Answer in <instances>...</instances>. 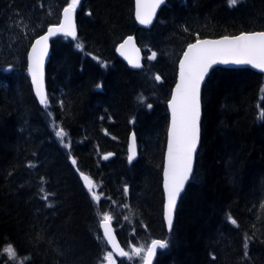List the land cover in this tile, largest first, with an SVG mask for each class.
<instances>
[{"label":"trees","instance_id":"16d2710c","mask_svg":"<svg viewBox=\"0 0 264 264\" xmlns=\"http://www.w3.org/2000/svg\"><path fill=\"white\" fill-rule=\"evenodd\" d=\"M68 2L0 0V264H103L108 247L99 221L106 212L129 251L153 237L169 241L154 264H264L262 74L216 68L206 80L196 166L170 233L161 189L166 101L181 52L196 36L261 29L264 0L233 7L228 0H167L150 29L136 26L133 0H81L77 37L52 41L50 107L43 108L26 75V53ZM130 33L144 51L140 70L115 50ZM50 111L68 146L53 135ZM131 131L139 151L130 163ZM81 173L98 186L99 201ZM9 244L15 260L3 252Z\"/></svg>","mask_w":264,"mask_h":264},{"label":"snow or ice","instance_id":"6c2138e0","mask_svg":"<svg viewBox=\"0 0 264 264\" xmlns=\"http://www.w3.org/2000/svg\"><path fill=\"white\" fill-rule=\"evenodd\" d=\"M81 0H70L67 6L63 8V18L58 24L50 26L47 33L32 44L31 51L28 54V72L31 75L32 85L39 103L48 106L49 99L44 88V57L48 51V39L51 36L62 34L67 37L76 38V25L74 15ZM165 0H136L135 18L141 25H150L156 15L157 9L164 4ZM239 0H228L230 7L235 6ZM89 15L91 13H88ZM127 45H133V38L129 36L117 49L124 54ZM81 48V44L76 45ZM136 56L129 58L128 63L133 67L140 68L141 61L139 50L136 49ZM153 52L149 60L156 58ZM180 78L172 92L171 100L168 102V108L171 111V122L167 129V154L164 164V192L166 202L164 204V220L167 223L169 231L173 227L174 210L177 206L178 198L185 188L193 173L194 154L200 139V88L205 74L212 65L216 63H234L248 64L254 68L264 71V31L241 33L236 36H224L218 40L196 39L195 43L189 44L180 59ZM156 81H160L159 75L155 76ZM101 87V85H97ZM141 101L144 97H139ZM151 107V105H148ZM261 118H264V111L261 112ZM55 135L61 138L66 135L62 128H59ZM111 154L104 156L107 159ZM137 155L136 138L133 135L128 145V161L131 163ZM73 165L76 161H72ZM81 178L87 187L91 198L94 201L100 200V195L94 191L98 186L95 182L81 173ZM124 193L127 195L128 188L125 186ZM47 199V195L44 197ZM127 208V205H124ZM128 219L127 216L124 217ZM227 219L235 225L237 222L230 215ZM113 216L107 212L103 214L100 220V227L103 229V239L107 245H111L112 250L105 253L103 261L106 264H116L113 258L114 253L120 257H129V252L125 251L117 241L112 227ZM167 240H152L146 248H131V255L142 257L143 264H153V258L158 249L168 247ZM248 239H245L244 248L247 256ZM9 260H15L17 253L14 247L9 244L3 249Z\"/></svg>","mask_w":264,"mask_h":264},{"label":"water","instance_id":"95a60500","mask_svg":"<svg viewBox=\"0 0 264 264\" xmlns=\"http://www.w3.org/2000/svg\"><path fill=\"white\" fill-rule=\"evenodd\" d=\"M160 7H161V6H160ZM160 7H159V8H160ZM159 8H158L157 11H156V15H157V12H158ZM135 10H136V0H134V18H135ZM156 15L154 16L153 21H154ZM62 18H63V11H62ZM135 20H136V18H135ZM153 21H152V23H153ZM74 22H75V18H74ZM136 23H137L138 26H140V27H145V28L150 27L151 24H152V23H151L150 25H147V26H145V25H141L137 20H136ZM51 26H52V25H51ZM49 27H50V26H49ZM49 27H48V28H49ZM48 28L46 29V31H45L44 33H42L40 36H38V37L32 42V44L35 43V41H36L37 39H39V37L45 35V34L47 33ZM257 32H260V31H257ZM242 33H246V32H242ZM248 33H249V32H248ZM240 34H241V33H240ZM57 35H62V34H57ZM57 35H55V36H57ZM238 35H239V34H238ZM55 36H51V37H49V39H48V51H47V54H46L45 57H44V88H45V67H46V63H47V61H48V57H49V54H50V40H51L53 37H55ZM129 36H131V37L133 38V44H134V47H133V45H127V46L125 47V49H124V54H123V55L121 54L120 51H117V52H118V54L122 57V59L128 64V66H129L130 68H132V69H139V68H136V67H133L132 65H130V64L128 63V59L126 58V57L134 58V57L136 56V54H137V53H136V49H138V50H139L140 61H141V58H142L141 50H140V48L138 47V45H137V43H136V40H135L134 35H128V36H126L122 41L119 42V44H118V46H117V49L119 48V46H120V45H121V44H122V43H123L128 37H129ZM225 36H226V35H225ZM235 36H236V35H235ZM222 37H224V36H221V37H219V38H215V39H214V38L205 37V38H203V39H201V40H205V39H207V40H218V39H221ZM230 37H231V36H230ZM193 43H195V42H193ZM32 44H31V46H30V48H29V50H28V54H29V52L31 51ZM191 44H192V43H191ZM188 45H189V44H188ZM188 45H187V46H188ZM186 50H187V47L185 48L184 51H186ZM183 53H184V52H183ZM183 53H182L181 58L183 57ZM28 54H27V68H28ZM181 58H180V59H181ZM180 59H179V62H180ZM179 62H178V65H177L176 81H175V83H174V85H173V88H172V90H171V95H170V97H169V99H168V102H169V100H171L172 92L175 90L176 84L178 83L179 78H180V63H179ZM141 65H142V62H141ZM216 65H219V66H222V67H227V68H250V69L255 70V71H257V72L264 73V71H261L260 69L254 68L252 65H248V64H234V63H227V64H224V63H216V64L212 65V67L209 69V71L205 74V78H204V80L201 82L200 98H201V92H202V84H203V82L205 81L206 77L208 76L209 72H210V71L212 70V68H213L214 66H216ZM141 67H142V66H141ZM141 67H140V68H141ZM29 77H30V82H31V86H32L33 93H34L35 97L37 98V100L39 101L38 97H37L36 94H35V89H34V87H33V85H32V79H31V75H30V74H29ZM45 92H46V88H45ZM168 102H167V107H168ZM200 106H201V102H200ZM168 110H169V123H168V127H169L170 122H171V111H170L169 108H168ZM200 121H201V116H200ZM168 127H167V129H168ZM133 135H134V133L131 132L130 135H129V137H128V145H129L130 138H131ZM136 145H137V143H136ZM199 145H200V139H199V143H198V146H197V151H198V147H199ZM197 151H196V153H197ZM196 153L194 154L193 171H194V168H195ZM166 154H167V134H166V141H165V150H164V155H163L162 182H161V186H162V190H163V196H164V200H163V210H164V204H165V202H166V197H165V192H164V175H163V173H164V164H165V161H166ZM136 157H137V155H136ZM136 157L134 158V160L136 159ZM192 174H193V173H192ZM188 182H189V181H188ZM188 182H186V184H185V188H184V190L181 192V194H180V196H179V198H178L177 205H178V203H179V201H180V198H181L183 192L185 191V189H186V187H187V185H188ZM176 209H177V206H176V208H175V210H174L173 225H174V220H175ZM163 219H164V215H163ZM164 223H165V228H166V230H167L168 232H170L169 229H168V226H167V223H166L165 220H164ZM172 228H173V227H172ZM102 230H103V229H102ZM171 230H172V229H171ZM114 234H115V233H114ZM115 236H116V235H115ZM116 238H117V237H116ZM156 240H159V239H156ZM117 241H118V240H117ZM118 243H119V242H118ZM109 246L111 247V245H109ZM155 256H156V255H155ZM154 258H155V257H154ZM154 258H153V260H154Z\"/></svg>","mask_w":264,"mask_h":264},{"label":"rangeland","instance_id":"374dc122","mask_svg":"<svg viewBox=\"0 0 264 264\" xmlns=\"http://www.w3.org/2000/svg\"><path fill=\"white\" fill-rule=\"evenodd\" d=\"M59 128H54V130H55V132L58 130ZM61 139V138H60ZM148 242V241H147ZM147 242H140V244H137V245H133V246H135V247H141V246H143V247H147ZM132 246V247H133ZM129 260H131V261H133V264H140L141 262H142V257H137V256H130L129 255ZM103 264H106V262H103Z\"/></svg>","mask_w":264,"mask_h":264}]
</instances>
